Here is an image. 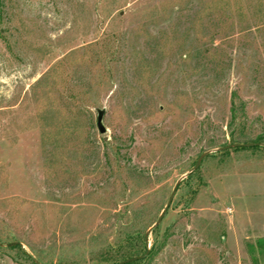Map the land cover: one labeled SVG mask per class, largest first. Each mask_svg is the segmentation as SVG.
<instances>
[{"label":"rangeland","instance_id":"1","mask_svg":"<svg viewBox=\"0 0 264 264\" xmlns=\"http://www.w3.org/2000/svg\"><path fill=\"white\" fill-rule=\"evenodd\" d=\"M256 142L264 0H0V264L142 253L180 180L141 264H264Z\"/></svg>","mask_w":264,"mask_h":264},{"label":"water","instance_id":"2","mask_svg":"<svg viewBox=\"0 0 264 264\" xmlns=\"http://www.w3.org/2000/svg\"><path fill=\"white\" fill-rule=\"evenodd\" d=\"M97 128L100 132V134H105L107 132L104 124H103V112H100L99 115H98V119H97ZM255 146H264L263 144H256V143H249V144H238V145H233V146H228V147H224L222 148L221 150H226V149H229V148H233V147H246V148H252V147H255ZM209 154H211V152H207V153H204L202 154L196 165L194 166V168L188 173V175H191L192 173H194L195 171H197L199 169V167L201 166V163L203 161V159L208 156ZM187 175V176H188ZM182 180L178 181L176 186L174 187L172 193H171V196L168 200V203L165 207V209L163 210L162 214L160 215V217L158 218L157 222L155 223V225L146 233L145 235V240H146V246H147V251L144 255H141V256H137V257H132L130 259H127L125 261H122L118 264H129V263H132V262H136V261H140V260H144L145 258L148 257L149 253H150V249H149V243H148V237H149V234L155 229L157 228L158 226H160V224L162 223L167 211L169 210L173 200H174V197L176 195V192L178 190V187L180 186Z\"/></svg>","mask_w":264,"mask_h":264},{"label":"trees","instance_id":"3","mask_svg":"<svg viewBox=\"0 0 264 264\" xmlns=\"http://www.w3.org/2000/svg\"><path fill=\"white\" fill-rule=\"evenodd\" d=\"M242 109H244V107L242 106L241 107ZM242 113H244V112H242ZM231 114H232V121L234 122L236 119H237V117H238V112H237V104H236V101L235 100H233L232 101V107H231ZM259 140H257V142H258ZM256 142V144H259V143H257ZM236 145H238V144H236ZM246 147H235V151H238V150H240V149H245ZM259 147L258 146H255V147H252L251 149H258ZM227 150V149H226ZM225 153H228V151H225ZM1 247V246H0ZM11 249H21V246L19 245V244H12L11 245V247H10ZM142 248H143V252L142 253H137V254H134V255H132V257H137V256H141V254H145L146 253V246L144 245V244H142ZM150 254L151 253H149V255H148V257L150 256ZM131 257V254L129 255V256H127V257H125V258H123V259H121L119 262H121V261H123V260H126V259H130V258H132ZM147 257V258H148ZM147 258H145L144 260H141V261H139V262H135V263H129V264H141L142 262H144ZM115 264H118V263H115Z\"/></svg>","mask_w":264,"mask_h":264}]
</instances>
